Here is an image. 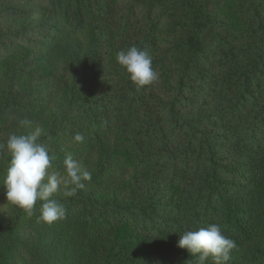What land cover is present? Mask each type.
I'll list each match as a JSON object with an SVG mask.
<instances>
[{"label":"rangeland","instance_id":"1","mask_svg":"<svg viewBox=\"0 0 264 264\" xmlns=\"http://www.w3.org/2000/svg\"><path fill=\"white\" fill-rule=\"evenodd\" d=\"M45 1L0 0V32L9 34L0 42V144L5 143L10 134H29L40 126L45 133L40 141L55 157L51 170L63 171V160L71 154L92 177L105 174L104 181L89 184L87 190L84 181V187L73 197L57 193L56 199L67 201L66 213L80 210L85 204L82 195L106 202L107 207L120 204L131 195H143L147 190L140 164L143 145H152L163 167L167 164L161 157L171 154L166 158L168 161L172 158L177 166L166 169L176 171L178 176H170L169 182L155 188L158 191L155 200L161 198L167 214L140 225L137 222L122 225L115 220L116 214L111 213L110 223L115 229L109 236L111 241L106 242L108 250L104 255L114 259L112 264H197L198 256L178 248L177 241L185 231L200 227H188L176 220L181 205L174 204L173 199L179 200L180 191L185 186L192 187L203 169L198 170L192 163L185 166L179 159L181 151L188 146L189 130L185 126L198 119L201 123H214L219 130L210 129L205 133L207 138L220 143V157L229 173L221 189L227 207L240 215L249 236H255V243L262 242L264 128L262 137L257 140L231 137L232 129L240 134L247 125L232 119L229 110L241 94L236 84L238 68L249 69V62L259 67V60L264 59V0H201L209 16L203 52L192 64L191 82L186 86L183 102L175 109L178 82L189 62L187 53L177 48L189 31L182 6L187 0H112V14L102 20V40L97 55H92V42L85 37L89 25L78 26L80 36L72 37L73 21L61 12L55 16V11ZM126 15L128 36L121 38L117 36L120 21ZM57 37L64 41L58 50L48 45ZM42 40L49 50L36 51L35 44ZM228 45L233 46L234 52L229 53ZM131 46L147 47L152 55V67L158 73L155 82L139 90L116 60L119 51ZM79 51L87 56L85 63L78 57ZM244 51L249 52L250 61L242 58ZM236 59L240 61L238 65ZM66 91L76 92L77 97L87 101L81 110L73 111L62 123ZM263 98L264 93L261 96L257 93L256 103L263 104ZM226 115H229L228 121L222 124ZM255 115L258 116L253 112L251 117ZM22 119L30 120L31 124L21 127L18 122ZM76 133L83 136V142L74 141ZM9 161L10 154L0 149V217L5 213L13 218L18 207L7 203L2 186ZM111 174L115 180L112 188L107 185ZM174 180L179 183L174 184ZM98 185H106L112 191L98 192ZM167 195L170 196L165 200ZM33 223V220H22L7 238L3 239L0 234V264H27L10 248L22 241L25 230ZM211 224H219L224 234L235 241L228 264H264L246 235L230 229L226 219L222 222L220 218L211 217L201 227ZM11 233L14 234L10 236ZM28 236H31L28 249L39 263L61 261L62 257L53 249L65 237L60 235L55 239L48 232L45 240H38L39 236L30 233ZM1 240H7L8 244ZM62 255L70 259L72 252ZM205 264H212L211 258Z\"/></svg>","mask_w":264,"mask_h":264},{"label":"trees","instance_id":"2","mask_svg":"<svg viewBox=\"0 0 264 264\" xmlns=\"http://www.w3.org/2000/svg\"><path fill=\"white\" fill-rule=\"evenodd\" d=\"M45 2L52 7L51 9H53V11H55V16H57L58 12H61V14H64L65 17L73 21L75 30L70 33L72 37L77 38L80 36V33L77 30L78 26L83 24L85 28L86 24L89 25L87 29H85V31H88L85 33V37L93 43H91L93 48L91 49L92 52H90L92 55H97L102 40V20L112 14V0L110 2L109 0H46ZM182 6L183 13L188 19L189 31L181 44L177 45V48L178 51L187 53L189 62L187 67L181 73L178 82L179 94L175 99L173 106L174 109L180 106L184 100L186 86L191 82L192 64L197 62L198 57L201 56L203 52V36L209 22V16L204 11L201 0H187L185 5ZM111 30L116 32L114 31V28H111ZM120 32H122L121 36ZM21 34L22 33H18V35ZM8 36L9 34L7 31L0 32V42L4 41ZM117 36L121 38L128 36V15L122 17L120 21L119 35ZM43 42L44 41L42 40V42L35 44L36 51L49 50L47 44ZM62 42L64 41L57 37L56 39L50 40L48 45L58 50ZM227 48L230 50L229 53L231 51L234 52L232 45H228ZM79 52L81 54L78 53V57H80L81 61L85 63L87 61L86 59H88L87 56H84V51ZM229 55L230 54L227 56ZM81 56H83V58ZM242 58L248 61L251 60V56H249V52L247 51H244ZM237 62L239 63L240 61L236 59V64L238 65ZM259 62V67L256 68L251 62L248 63L249 69L246 67L238 68L240 74L238 75L236 84L241 94L239 95L238 101L229 110V115L232 119H238V123L247 125V127L245 129L242 128L239 132L240 134H238V130L232 129V132L230 133L231 137L239 136L250 140H257L262 137V129L264 128V103L262 104V102L260 103L259 101L256 103L258 98L255 99V95L258 93V95L261 96L264 93V59L259 60ZM86 69L89 70V68ZM97 71L98 70L95 72ZM66 93L62 106V123L73 111H76V109L81 110L82 107L85 106L83 105L84 101H87V99L77 97L76 92L66 91ZM249 100L251 101L249 102ZM253 112H256L258 116L255 115L254 117H251ZM229 115H226V118H223L224 120L222 124H226ZM252 118H254V120ZM173 119L177 120L175 117H173ZM257 121H259V123L256 124ZM176 122L178 123V120ZM222 126L224 127L225 125ZM185 127H188L189 130L187 138L188 146L181 151V157L179 159L182 160V164L185 166H189L190 163H192V165L197 166L198 170H201L202 167L203 169L201 170V177L199 176L198 179L194 181L192 187L187 188L185 186L183 190L180 191L181 194L179 200L172 198L174 204L181 205L178 212H176V220L182 221V223L187 224L188 227L198 228L204 225L205 221L211 217L220 218L222 222H225L226 219L230 229L246 235L245 237L249 240L248 242L252 243L251 246L255 248L256 255L262 258L264 262V240L255 243V236H249L247 228L240 219V215L231 212L227 207L224 190H221L229 173L226 170L227 168L223 158L220 157V143H216L217 140L214 138H207L208 136L205 133V131L210 129L214 130V132L219 129L214 123H201V119L191 121L188 123V126ZM206 128L208 129L205 130ZM259 132L261 133L260 135H258ZM226 134L228 133L226 132ZM221 135L223 136V134ZM230 136L228 140H230ZM142 150L140 164L143 169H141V175L144 176V183L147 187V190L143 195H131L130 197H127L124 202L120 204H110L108 207L105 204L106 202H102L99 199L84 197V195H82L85 204L80 210L72 213L67 211L64 219L58 220L51 225L38 222L37 217L40 215L39 208L41 203L38 201L31 215L20 208L16 209L13 218H8L4 213V215L0 217L1 237L3 239L7 238L8 234L14 231V227L18 226L22 220H33L34 223L25 230L24 237L30 233V235L32 234L34 237L39 236L38 240H41V238L45 240L46 232H48L50 237L54 236L55 239H58V236L60 235L66 238L62 242L56 243L53 249V251H57V254L62 257L61 261L56 264H112L114 259L104 255V252H107L108 250L106 242L111 241L109 236H111L112 230L115 229L110 223L111 219L109 215L115 213L117 216L115 220L119 221L122 225L124 223L127 224L128 222H137V224L140 225L147 221L152 222L162 214L166 215L167 212L165 207H163L164 203H162L161 198L160 200H155L158 196V191H155V188H158L163 182H169L170 180L168 178H170V176H178L175 175L176 171L172 173V171L166 169L168 166L169 168L177 166V163L173 164L172 158H169V161L168 158H166L171 154H166V157H161V160H165L167 164V166L163 167L161 164L162 162L156 158L157 151H153L152 145H143ZM176 159L175 162L177 161ZM104 175L105 174L98 173L97 176L92 177L90 181H86L88 186L84 189H89V184L92 185L95 184V182L98 184L104 181ZM113 177L114 174L109 175L108 178L106 177L107 182H110V184L107 185L110 187L115 184ZM176 183L178 184L179 181L174 180V184ZM108 186L98 185L96 191L101 193L106 192V190L108 192L112 191V187L109 188ZM124 194L127 195V191H124ZM4 195L5 191L3 193V196ZM169 196L170 195L165 196V200H167ZM60 201L64 205L67 203V201L63 199ZM110 207L112 208L110 209ZM11 223H13V225ZM7 228L10 230L6 233L5 230ZM13 234L14 233H11L10 236ZM24 237L20 243L13 244L10 248L11 252L17 255L21 260H26L27 264H42V262L39 263L38 259L34 257L28 249V242L31 240V236H28L25 239ZM2 241L3 240H1V243ZM4 241L8 244L7 240ZM10 243H12V241H10ZM98 250L101 251V254ZM68 251L72 252L70 258L72 260L68 259L67 256L62 255L63 253L66 254ZM96 252H98V255H96Z\"/></svg>","mask_w":264,"mask_h":264},{"label":"clouds","instance_id":"3","mask_svg":"<svg viewBox=\"0 0 264 264\" xmlns=\"http://www.w3.org/2000/svg\"><path fill=\"white\" fill-rule=\"evenodd\" d=\"M117 63L125 69L137 90L148 86L158 79L152 67V55L147 47L141 49L131 46L116 54ZM21 127L31 121L22 119ZM44 129L37 126L29 134H10L0 149L10 154V161L3 179L7 203L32 214L37 202L40 203L38 222L48 225L66 216L64 204L55 198L57 193L73 197L84 187V181L92 179V173L71 154L63 160V171L52 169L54 156L40 141ZM80 133L74 135L75 142H83ZM235 241L226 236L219 224L188 230L179 235L177 247L186 250L191 256H198L197 264H205L209 258L212 264H228Z\"/></svg>","mask_w":264,"mask_h":264}]
</instances>
